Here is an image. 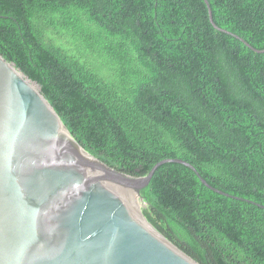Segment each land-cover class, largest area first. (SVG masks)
<instances>
[{"label": "trees", "instance_id": "trees-1", "mask_svg": "<svg viewBox=\"0 0 264 264\" xmlns=\"http://www.w3.org/2000/svg\"><path fill=\"white\" fill-rule=\"evenodd\" d=\"M208 1L218 27L264 50V0ZM0 55L106 165L144 177L181 159L244 199L161 166L143 214L180 250L264 264V53L214 29L204 0H0Z\"/></svg>", "mask_w": 264, "mask_h": 264}, {"label": "water", "instance_id": "water-1", "mask_svg": "<svg viewBox=\"0 0 264 264\" xmlns=\"http://www.w3.org/2000/svg\"><path fill=\"white\" fill-rule=\"evenodd\" d=\"M204 2L214 29L264 53L218 27ZM67 133L74 139L38 86L0 55V264H199L143 214L141 192L165 164L184 165L208 189L244 200L181 159L162 160L144 177L120 172Z\"/></svg>", "mask_w": 264, "mask_h": 264}, {"label": "bare ground", "instance_id": "bare-ground-1", "mask_svg": "<svg viewBox=\"0 0 264 264\" xmlns=\"http://www.w3.org/2000/svg\"><path fill=\"white\" fill-rule=\"evenodd\" d=\"M69 136H70V134L69 133H67ZM70 138L74 141V139L70 136ZM75 142V144H76V141H74ZM77 145V144H76ZM90 161H92V162H94V159L91 157V156H89V155H85ZM132 191V190H131ZM132 192H134V193H136L137 195H138V193L136 192V191H132Z\"/></svg>", "mask_w": 264, "mask_h": 264}]
</instances>
